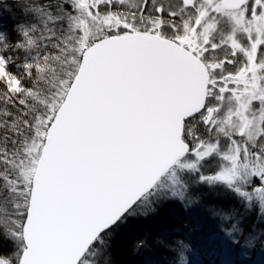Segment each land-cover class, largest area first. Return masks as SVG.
I'll use <instances>...</instances> for the list:
<instances>
[{"label": "snow or ice", "instance_id": "snow-or-ice-1", "mask_svg": "<svg viewBox=\"0 0 264 264\" xmlns=\"http://www.w3.org/2000/svg\"><path fill=\"white\" fill-rule=\"evenodd\" d=\"M0 264H115L178 200L264 247V0H0ZM207 188L210 191L204 192ZM146 246L140 237L128 241Z\"/></svg>", "mask_w": 264, "mask_h": 264}, {"label": "trees", "instance_id": "trees-1", "mask_svg": "<svg viewBox=\"0 0 264 264\" xmlns=\"http://www.w3.org/2000/svg\"><path fill=\"white\" fill-rule=\"evenodd\" d=\"M0 23L10 31L14 23L11 14L7 11L0 14ZM202 191L210 190L204 188ZM216 191L220 194L205 196L201 204L198 202L185 207L182 202L175 200L166 202L159 209V214L145 218H128L115 229V264H253L256 253L254 250L261 247L259 243L256 242L254 248L253 242L249 247L253 250L247 256H239L238 259L235 255L226 260L220 253L221 243L212 245L213 242L210 243L207 239L208 235L220 238L225 229H230L229 222L214 214V209L222 210L225 214L234 207L243 211L235 199L224 195L222 190ZM256 215V211L250 213L245 220V226L255 224L258 226L257 231L264 230V222L255 220ZM232 235L238 238V234ZM137 237L146 241L145 247L135 249L128 242ZM240 240L241 243L247 242L242 237L236 241ZM11 251V245H0V253L8 255Z\"/></svg>", "mask_w": 264, "mask_h": 264}, {"label": "rangeland", "instance_id": "rangeland-1", "mask_svg": "<svg viewBox=\"0 0 264 264\" xmlns=\"http://www.w3.org/2000/svg\"><path fill=\"white\" fill-rule=\"evenodd\" d=\"M200 202L201 201H199V203ZM208 207H209V205H208ZM206 209H208V208L206 207ZM256 214H257L256 216L259 215L258 209L256 210ZM256 216L254 217L255 220H256ZM255 220H254V223H255ZM230 229H231V227H230ZM230 229H228V230L225 229V233H223V235L221 237L219 236L220 238L214 237L215 235L214 236L208 235L207 239L210 241V243L213 242L212 245H219L221 243L220 245L222 246V248L220 250V253H221L222 257L225 258L226 260H230V258L235 256V255L238 259H239V256H241V257L247 256L250 253L252 248L251 249L249 248L247 242L241 243L242 240L236 241L237 239L231 234ZM237 244H238V246H237ZM255 244H256V242H254V248H255ZM255 251H256V253L254 254L253 264H264V247H262V246L256 247L254 252ZM233 252H235L237 254H232Z\"/></svg>", "mask_w": 264, "mask_h": 264}]
</instances>
